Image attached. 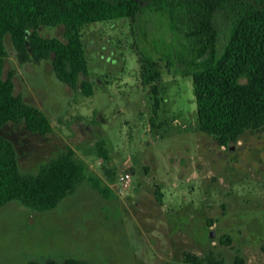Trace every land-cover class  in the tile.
I'll return each instance as SVG.
<instances>
[{"label": "rangeland", "instance_id": "obj_1", "mask_svg": "<svg viewBox=\"0 0 264 264\" xmlns=\"http://www.w3.org/2000/svg\"><path fill=\"white\" fill-rule=\"evenodd\" d=\"M214 23L221 49L229 19ZM63 25H42L63 38ZM81 38L91 95L55 75L51 60L21 62L4 37V75L14 90L40 107L52 131L39 134L8 121L18 166L41 163L71 146L106 193L89 180L48 210L11 200L0 207V264H44L74 257L90 264H183L187 253L213 252L226 264H264V127L220 145L198 128L191 75L168 62L179 34L161 10L84 24ZM179 38L183 40L182 35ZM148 55L158 76L148 81ZM102 145L109 159L98 154ZM128 171L123 187L119 175Z\"/></svg>", "mask_w": 264, "mask_h": 264}, {"label": "trees", "instance_id": "obj_2", "mask_svg": "<svg viewBox=\"0 0 264 264\" xmlns=\"http://www.w3.org/2000/svg\"><path fill=\"white\" fill-rule=\"evenodd\" d=\"M154 10L166 9L171 28L178 32L166 57L177 71L191 75L198 128L212 135L220 145L236 141L246 130L264 127V0H148ZM188 2V3H187ZM141 10L138 0H0V127L12 121L24 122L28 130L52 131L46 113L27 102L14 90V72L4 75L9 34L21 62L50 59L55 75L84 95L93 93L87 75V60L80 29L84 24L120 17H134ZM229 19L228 35L221 49L215 26L216 12ZM63 25V38L44 36L42 25ZM182 35L183 40L179 38ZM146 78L158 76L146 55ZM98 154L109 157L102 145ZM106 193L99 179L89 173L86 162L71 146L40 164L36 173L18 166V154L10 138L0 134V207L11 200L48 210L71 194L84 180ZM30 264H36L31 262ZM44 264H90L65 257L47 258ZM156 264H171L161 261ZM183 264H226L213 252L187 253ZM231 264H245L236 254Z\"/></svg>", "mask_w": 264, "mask_h": 264}, {"label": "flooded vegetation", "instance_id": "obj_3", "mask_svg": "<svg viewBox=\"0 0 264 264\" xmlns=\"http://www.w3.org/2000/svg\"><path fill=\"white\" fill-rule=\"evenodd\" d=\"M197 1H198V0H193L192 3L195 4V3H197ZM138 3H139V6L141 7V10H139V11L135 14V16L138 15V14H140V13L142 12V10H143L145 7H147V5L149 4V1H148V0H138ZM187 3H188V2H187ZM207 3H208V4H212L213 1H212V0H207ZM161 11H163L164 13H166V14L168 15V17H169L168 11H167L166 9H162Z\"/></svg>", "mask_w": 264, "mask_h": 264}, {"label": "built area", "instance_id": "obj_4", "mask_svg": "<svg viewBox=\"0 0 264 264\" xmlns=\"http://www.w3.org/2000/svg\"><path fill=\"white\" fill-rule=\"evenodd\" d=\"M130 173L128 171H124L119 175V181L123 187L127 186L130 183Z\"/></svg>", "mask_w": 264, "mask_h": 264}]
</instances>
